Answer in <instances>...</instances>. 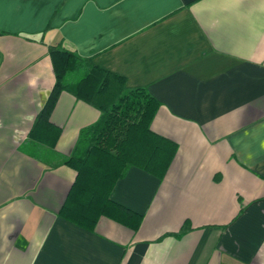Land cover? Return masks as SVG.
Returning <instances> with one entry per match:
<instances>
[{
  "label": "crops",
  "instance_id": "1",
  "mask_svg": "<svg viewBox=\"0 0 264 264\" xmlns=\"http://www.w3.org/2000/svg\"><path fill=\"white\" fill-rule=\"evenodd\" d=\"M60 43L145 88L177 145L162 180L131 167L111 191L136 231L59 216L95 108L62 92L54 148L23 149ZM0 264H264V0H0Z\"/></svg>",
  "mask_w": 264,
  "mask_h": 264
},
{
  "label": "trees",
  "instance_id": "2",
  "mask_svg": "<svg viewBox=\"0 0 264 264\" xmlns=\"http://www.w3.org/2000/svg\"><path fill=\"white\" fill-rule=\"evenodd\" d=\"M48 56L54 84L23 145L25 153L39 145L54 148L60 131L49 117L62 92L95 108L100 113L98 121L79 133L72 153L63 161L76 176L59 216L87 231L102 216L136 231L141 216L115 204L110 194L131 167L164 178L177 145L150 129L159 103L145 88L127 90L124 78L61 43L49 46ZM31 156L36 158L34 153ZM189 229L185 222L175 236L181 237Z\"/></svg>",
  "mask_w": 264,
  "mask_h": 264
}]
</instances>
